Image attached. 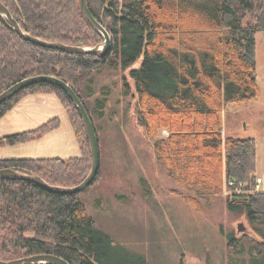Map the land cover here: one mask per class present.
I'll return each mask as SVG.
<instances>
[{"label":"trees","instance_id":"1","mask_svg":"<svg viewBox=\"0 0 264 264\" xmlns=\"http://www.w3.org/2000/svg\"><path fill=\"white\" fill-rule=\"evenodd\" d=\"M23 32L49 42L92 48L103 36L85 19L80 0H0ZM93 17L110 35L103 57L41 47L19 36L0 15V93L26 78L47 75L66 82L83 103L96 132L109 91L90 106L93 77L103 69L130 71L138 98V121L155 155L184 197L220 195L261 240L228 235L229 264H264V192L257 190L254 138L222 136L229 103L259 96L257 32L264 31V0H87ZM203 35L198 42L194 37ZM85 84V85H84ZM127 87V84H125ZM52 93L70 111L83 150L71 159H0V169L39 176L53 186L78 185L89 169L90 146L78 111L54 84L36 83L0 104V118L37 92ZM88 101V100H87ZM50 119L38 128L0 137V148L33 142L59 128ZM166 130L168 136L159 138ZM98 175V174H97ZM81 193L58 194L31 182L0 179V260L49 254L69 264H150L114 244L85 213Z\"/></svg>","mask_w":264,"mask_h":264},{"label":"rangeland","instance_id":"2","mask_svg":"<svg viewBox=\"0 0 264 264\" xmlns=\"http://www.w3.org/2000/svg\"><path fill=\"white\" fill-rule=\"evenodd\" d=\"M194 38L204 40L203 35ZM255 40L259 96L225 106L222 136L255 139L256 191L264 192V31L257 32ZM140 64L141 59L126 70L105 68L94 74L95 93L86 103L90 106L105 90L109 94L103 118L94 123L99 171L81 193L85 213L114 244L144 256L150 264H229L230 233L261 238L244 217L227 211L226 198L235 193L227 191L225 180L220 195L198 198V206H194L184 197L183 186L158 161L153 141L138 121V98L130 71ZM54 118L59 128L33 142L1 147L0 159L80 157L83 150L70 111L52 93L37 92L17 103L0 118V137L34 130ZM158 136L166 138L168 132L161 130ZM90 168L91 156L86 176Z\"/></svg>","mask_w":264,"mask_h":264},{"label":"water","instance_id":"3","mask_svg":"<svg viewBox=\"0 0 264 264\" xmlns=\"http://www.w3.org/2000/svg\"><path fill=\"white\" fill-rule=\"evenodd\" d=\"M80 8L88 23L94 27L104 38L103 43L100 45H96L92 48H85L79 46H70L59 42H49L46 40L39 39L37 37L31 36L22 31L17 21L13 18L12 14L0 2V15L5 18L7 23L10 27L24 40H27L31 43L39 45L41 47L50 48V49H57L67 53H74V54H91L96 55L98 57H103L109 50L110 46V35L107 30L98 22L93 15L90 13L87 0H80ZM36 83H50L54 84L63 90L66 95L69 97L71 102L73 103L75 109L78 111L81 120L83 122L88 142L90 146V154H91V168L88 175L83 179L78 185L71 186V187H61V186H53L45 182L39 176H32L23 173H19L12 169H0V179H16V180H23L27 182H31L36 184L37 186L43 188L46 191L58 193V194H76L80 193L85 190L96 178L98 171H99V150H98V140L96 136V132L94 126L91 122V119L77 96L74 90L64 81L54 76H47V75H39L30 78H26L21 80L11 87L0 93V104L4 101L13 97L19 91L33 85ZM242 229V225L239 224L238 230ZM0 264H69L63 258L49 255V254H38L32 256H26L10 261L0 260Z\"/></svg>","mask_w":264,"mask_h":264},{"label":"built area","instance_id":"4","mask_svg":"<svg viewBox=\"0 0 264 264\" xmlns=\"http://www.w3.org/2000/svg\"><path fill=\"white\" fill-rule=\"evenodd\" d=\"M258 181H259V180H258ZM235 193H237V194H238V193H239V190H236V192H235Z\"/></svg>","mask_w":264,"mask_h":264}]
</instances>
